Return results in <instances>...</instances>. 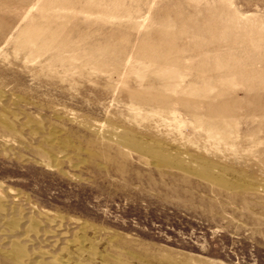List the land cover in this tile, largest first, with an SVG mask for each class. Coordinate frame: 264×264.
<instances>
[{"label":"rangeland","instance_id":"374dc122","mask_svg":"<svg viewBox=\"0 0 264 264\" xmlns=\"http://www.w3.org/2000/svg\"><path fill=\"white\" fill-rule=\"evenodd\" d=\"M0 100V264H264V0H0Z\"/></svg>","mask_w":264,"mask_h":264},{"label":"bare ground","instance_id":"6f19581e","mask_svg":"<svg viewBox=\"0 0 264 264\" xmlns=\"http://www.w3.org/2000/svg\"><path fill=\"white\" fill-rule=\"evenodd\" d=\"M0 101H1V100H0ZM0 114H1V113H0ZM5 118H6V117H5ZM3 121H4V120H3ZM5 121H6V120H5ZM9 122H10V121H9ZM8 124H9V123H8ZM11 124H12V123H11ZM2 126H3V125H2ZM9 126H10V125H9ZM12 127H13V126H11V131H13ZM3 128H4V126H3ZM5 129H6V127H5ZM19 129H20V128H19ZM20 132H21V131H20ZM16 133H17V132H16ZM18 134H19V133H18ZM31 136H32V135H31ZM0 197H1V196H0ZM1 198H2V197H1ZM1 198H0V199H1ZM3 198H4V197H3ZM4 200H5V199H4ZM1 208H2V207H1ZM1 210H2V209H1ZM13 211H17V210H13ZM17 212H18V211H17ZM19 212H20V211H19ZM19 212H18V213H19ZM18 213H17V214H18ZM32 213H33V212H32ZM14 214H15V213H14ZM21 215H22V214H21ZM19 216H20V215H19ZM13 217H14V216H13ZM28 217H29V216H28ZM28 217H27V218H28ZM15 218H16V217H15ZM11 220H12V219H11ZM17 220H18V219H17ZM9 221H10V220H9ZM9 221H8V222H9ZM14 221H15V220H14ZM18 221H19V220H18ZM18 221H15V222H18ZM29 221H30V220H29ZM5 222H6V221H5ZM15 222H12V224L15 223ZM10 223H11V222H10ZM48 223H49V222H48ZM75 223H76V222H75ZM18 224H19V223H18ZM18 224H17V225H18ZM31 224H32V223H31ZM17 225H15V226L17 227ZM40 225H41V224H40ZM13 226H14V224H13ZM15 226H14V227H15ZM31 226H32V225H31ZM7 227H8V226H7ZM7 227H6V228H7ZM59 227H60V226H59ZM37 228H38V227H37ZM60 228H61V227H60ZM66 228H67V227H66ZM36 230H37V229H36ZM8 231H12V230H9V229H8ZM30 231H31V230H30ZM32 231H33V230H32ZM32 231H31V232H32ZM37 232H38V230H37ZM75 232H76V231H75ZM2 233H3V232H2ZM2 233H0V234H2ZM32 233H33V232H32ZM34 233H35V231H34ZM34 233H33V234H34ZM46 233H47V232H46ZM49 233H50V232H49ZM3 234H4V233H3ZM13 234H14V233H13ZM15 234H16V233H15ZM26 234H27V233H26ZM51 234H52V233H51ZM53 234H54V233H53ZM3 236H4V235H3ZM10 236H11V234H10ZM12 236H13V235H12ZM11 238H14V236L11 237ZM4 239H5V238H4ZM9 239H10V238H9ZM23 239H24V238H23ZM25 239H26V238H25ZM41 239H42V238H41ZM45 240H46V239H45ZM55 240H56V239H55ZM57 240H58V239H57ZM57 240H56V241H57ZM0 241H1V240H0ZM4 241H5V240H4ZM4 241H2V242H4ZM6 241H7V239H6ZM22 241H23V240H22ZM30 241L32 242V240H30ZM75 241H76V240H75ZM14 242H15V241H14ZM41 242H42V241H41ZM70 242H71V241H70ZM23 243H24V242H23ZM23 243H22V244H23ZM32 243H33V242H32ZM67 243H68V242H67ZM67 243H65V244H67ZM74 243H75V242H74ZM10 244H11V243H10ZM75 244L77 245L78 248H80V247L82 246V244H83V240H82L81 238H80V239H77V241H76ZM14 245H15V244H14ZM26 246H27V245H26ZM26 246H25V247H26ZM66 246H67V245H66ZM23 247H24V246H23ZM23 247H22L20 244L17 245V246H15V250H14V251H16L17 258H18L20 255H22V256L25 255V254H23ZM25 247H24V248H25ZM53 247H54V246H53ZM3 248H4V247H3ZM9 248H10V247H9ZM60 248H61V247H60ZM69 248H70V247H69ZM69 248H68V250H69ZM26 249H27V248H26ZM61 249H63V247H62ZM64 249L66 250V248H64ZM64 249H63V250H64ZM75 249H76V248H75ZM32 250H33V249H32ZM24 251H25V250H24ZM40 251H41V250H40ZM66 251H67V250H66ZM78 251H80V249H79ZM4 252H5V250H4ZM63 252H65V251H63ZM67 252H68V251H67ZM5 253H6V252H5ZM41 254H42V253H41ZM46 254H48V253H46ZM61 254H62V253H61ZM49 255H50V254H49ZM49 255H47V256H49ZM13 256H14V255H12V257H13ZM15 256H16V255H15ZM26 256H27V254H26ZM41 256H42V255H41ZM44 256H46V255H44ZM28 257H30V255H28ZM42 257H43V256H42ZM24 258H25V257H24ZM24 258H23V259H24ZM47 258H48V257H47ZM47 258H46V259H47ZM50 258H51V257H50ZM57 258H58V257H57ZM19 259H21V258H19ZM43 259H45V258H43ZM55 260H56V259H55ZM55 260H54V262H55ZM21 261H22V260H21ZM27 261H28V260H27ZM37 261H38V260H37ZM51 261H52V260H51ZM51 261H50V262H51ZM40 262H41V261H40ZM69 262H70V261H69ZM69 262L67 261V259H64V260L60 259V260L56 261L55 264H68ZM22 263H23V262H20V264H22ZM28 263H29V262H28ZM52 263H53V262H52ZM39 264H40V263H39ZM43 264H44V262H43ZM53 264H54V263H53Z\"/></svg>","mask_w":264,"mask_h":264}]
</instances>
